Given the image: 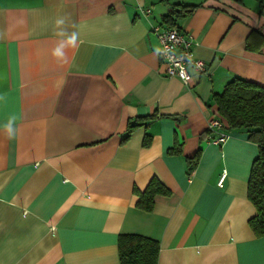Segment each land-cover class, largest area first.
Returning <instances> with one entry per match:
<instances>
[{"label": "crops", "instance_id": "1", "mask_svg": "<svg viewBox=\"0 0 264 264\" xmlns=\"http://www.w3.org/2000/svg\"><path fill=\"white\" fill-rule=\"evenodd\" d=\"M175 4L196 6L175 24L208 67L187 85L152 32ZM256 30L258 0H0V264H121L131 247L142 264H264L246 195L257 146L244 128L208 141L214 93L264 86ZM152 176L169 193L144 211L133 188Z\"/></svg>", "mask_w": 264, "mask_h": 264}, {"label": "trees", "instance_id": "2", "mask_svg": "<svg viewBox=\"0 0 264 264\" xmlns=\"http://www.w3.org/2000/svg\"><path fill=\"white\" fill-rule=\"evenodd\" d=\"M195 8V5L175 4L164 15L162 22L168 27L177 28L175 19L191 14ZM258 14L264 16V0H258ZM253 34L264 50V32L256 30L252 32ZM212 98L216 105L217 116L224 128L226 130L244 128L248 133V140L257 146L258 153L251 163L246 195L256 211L248 219V225L255 236H262L264 235V86L235 78L225 84L221 93H214ZM135 126L136 124H128L127 137ZM144 144H148V139H145ZM179 150V145L175 144L169 152L177 153ZM198 153L199 150L192 158H187L188 171L196 164ZM168 193V188L156 176L149 179L143 190L133 188V194L136 196L135 205L144 211L152 209L156 195ZM134 253L133 247L125 251L120 250L121 264H142L136 261Z\"/></svg>", "mask_w": 264, "mask_h": 264}, {"label": "built area", "instance_id": "3", "mask_svg": "<svg viewBox=\"0 0 264 264\" xmlns=\"http://www.w3.org/2000/svg\"><path fill=\"white\" fill-rule=\"evenodd\" d=\"M149 13V10H144ZM152 32L158 41L157 55L161 70L167 77H177L183 84H188L193 74L206 73V62L195 57L193 47L195 45L191 36L175 27H168L162 23H156ZM208 130L212 132L208 141L221 146L229 137V132L224 128L218 116H213L208 122ZM221 179L219 180V183Z\"/></svg>", "mask_w": 264, "mask_h": 264}, {"label": "clouds", "instance_id": "4", "mask_svg": "<svg viewBox=\"0 0 264 264\" xmlns=\"http://www.w3.org/2000/svg\"><path fill=\"white\" fill-rule=\"evenodd\" d=\"M58 24L63 23V19L57 20ZM71 46V47H77V34L73 33L70 35L67 40L60 42L57 47L53 50V55L57 57L59 60H63L66 62V52L65 48ZM6 100V97L4 95H0V102H3ZM5 132L9 139H13L16 137L18 128L16 126V117L12 116L8 119L7 123L4 125Z\"/></svg>", "mask_w": 264, "mask_h": 264}]
</instances>
